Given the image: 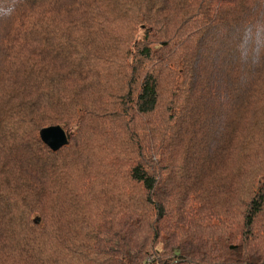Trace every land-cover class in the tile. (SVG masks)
Here are the masks:
<instances>
[{
  "label": "trees",
  "instance_id": "obj_1",
  "mask_svg": "<svg viewBox=\"0 0 264 264\" xmlns=\"http://www.w3.org/2000/svg\"><path fill=\"white\" fill-rule=\"evenodd\" d=\"M0 264H264V0H0Z\"/></svg>",
  "mask_w": 264,
  "mask_h": 264
},
{
  "label": "water",
  "instance_id": "obj_2",
  "mask_svg": "<svg viewBox=\"0 0 264 264\" xmlns=\"http://www.w3.org/2000/svg\"><path fill=\"white\" fill-rule=\"evenodd\" d=\"M40 137L43 143L54 152L68 146L70 140V135L60 126L43 129Z\"/></svg>",
  "mask_w": 264,
  "mask_h": 264
}]
</instances>
